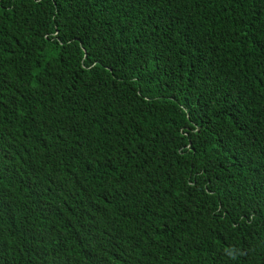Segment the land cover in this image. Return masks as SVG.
Segmentation results:
<instances>
[{"label": "trees", "instance_id": "trees-1", "mask_svg": "<svg viewBox=\"0 0 264 264\" xmlns=\"http://www.w3.org/2000/svg\"><path fill=\"white\" fill-rule=\"evenodd\" d=\"M0 264H264V0H0Z\"/></svg>", "mask_w": 264, "mask_h": 264}]
</instances>
